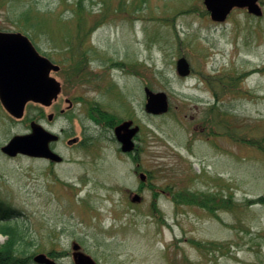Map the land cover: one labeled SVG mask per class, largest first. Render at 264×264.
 Returning a JSON list of instances; mask_svg holds the SVG:
<instances>
[{"label": "rangeland", "instance_id": "rangeland-1", "mask_svg": "<svg viewBox=\"0 0 264 264\" xmlns=\"http://www.w3.org/2000/svg\"><path fill=\"white\" fill-rule=\"evenodd\" d=\"M76 1L0 0V30L28 35L62 66L53 72L62 89L51 105L29 102L15 118L0 100L2 210H15L10 219L33 239L28 253L65 252L47 264H79L78 252L94 264H264V204L247 202L264 194V151L243 141L264 138V0L261 16L236 8L224 22L204 0H106L109 7L84 0L89 25L106 17L80 48L87 75L71 78ZM181 56L191 65L187 76L177 72ZM228 74L238 75L236 85H223L218 76ZM146 86L167 93L168 112L145 110ZM98 104L128 122L122 132L139 127L136 160L113 129L91 118ZM32 119L60 134L53 147L62 162L1 151L31 131ZM89 135L94 143L84 147ZM142 179L154 190L140 187ZM183 189L232 193L235 206L217 217L176 204Z\"/></svg>", "mask_w": 264, "mask_h": 264}, {"label": "water", "instance_id": "water-1", "mask_svg": "<svg viewBox=\"0 0 264 264\" xmlns=\"http://www.w3.org/2000/svg\"><path fill=\"white\" fill-rule=\"evenodd\" d=\"M211 18L224 21L235 7H245L250 13L262 15L260 0H204ZM60 65L49 57L40 54L30 38L20 31L0 30V99L6 109L15 117L20 118L25 113L26 104L33 100L46 106L51 105L61 91L60 81L53 76ZM177 71L188 75L190 63L185 56L177 60ZM146 111L154 114L167 112L169 99L165 91H153L145 87ZM128 128V122L116 127L117 137L123 142V149L133 148L132 137L137 128L122 132V127ZM59 139V135L45 128L41 123L33 121L31 131L14 135L1 150L11 156L18 153L45 157L61 161L63 157L52 149L51 142ZM77 248L78 245H75ZM79 264H94L89 262L83 252L77 253ZM35 260L49 263L44 254H37Z\"/></svg>", "mask_w": 264, "mask_h": 264}, {"label": "trees", "instance_id": "trees-1", "mask_svg": "<svg viewBox=\"0 0 264 264\" xmlns=\"http://www.w3.org/2000/svg\"><path fill=\"white\" fill-rule=\"evenodd\" d=\"M106 1V0H105ZM148 1V0H146ZM124 3V5H122ZM110 3L106 1V6L109 7ZM124 6V8H123ZM127 4L126 2H121L119 8L122 10H127L126 8ZM75 10L77 12V16H75V19L77 18L79 21L78 27L76 31L68 33V41H69V52L70 57H68L73 63L74 66L71 67L72 69L68 73V77L71 76H76V74H79L83 69H84V63L87 62L86 60V54L87 52H84V50L80 51V48L82 47V44L84 43V40L86 39V36L89 34V32H92L100 22H102L106 14L101 18H97L95 23L89 25V20L87 19V8L88 5L85 3L84 0H77L75 3ZM241 9V8H240ZM30 9L25 12L27 15V19L29 17L31 18ZM38 14H40V11L38 10ZM50 12V11H49ZM107 13V11H104V13ZM47 13V11L45 12ZM88 13V12H87ZM249 13V12H248ZM35 16V15H34ZM66 21L67 19H62ZM87 25V29L84 32L83 29ZM86 51V50H85ZM86 53V54H85ZM85 58H84V56ZM67 59V58H66ZM59 62V61H58ZM60 63H63L60 61ZM122 64V62H119ZM85 75L86 70H83ZM74 76V77H75ZM219 79L222 81L223 85L226 87L234 86L236 85V81L238 79V75H233V74H228L224 76H218ZM67 78V76H66ZM224 79V80H223ZM229 79L232 80L231 84H225V80ZM218 93H216L217 95ZM216 106V105H215ZM215 106L212 107V110L214 111ZM218 111H221L218 109ZM40 115L44 116L43 111H40ZM91 118L94 119L98 123H104V127L106 126L107 128L114 129L119 123L122 122V118L119 117L117 114L109 112L107 110H104L100 107V105H92L91 111H90ZM220 115V114H219ZM220 117V116H219ZM206 124L213 129L215 126L217 127V124L214 123L213 118L209 119L208 116L205 117ZM221 123L222 119L219 118L217 119ZM215 130V129H214ZM139 127H138V132L135 136V138H139ZM235 138V137H234ZM238 138V137H237ZM236 138V139H237ZM243 141L252 143L253 145L257 146L260 150L264 151V138L262 139H253V140H247L244 139ZM91 143H94V138L89 135V140L85 142L84 147L90 146ZM140 151V147L138 146V143H135L134 147L129 151V154L136 160L138 158V154ZM135 152V153H134ZM149 178L152 177L151 175L148 176ZM144 185H149L152 187L154 190V185L153 183L149 181H141V186L143 187ZM155 198L154 200L158 201V196L159 193L157 191H154ZM173 199L176 204H197L199 206H202L206 208L207 210L211 211L213 215L218 216L217 210L218 209H231L235 206L234 200H233V194L231 193L228 196L225 195H220L216 193H210V192H203L202 194L198 193L197 191L190 190V189H183L180 191H177L173 194ZM248 203L255 204V203H262L264 204V194L259 195L257 197H252L247 200ZM4 203V199L0 197V233H2L5 237V240L0 243V264H30L34 260V254H29L28 253V248L30 245H32L33 239L29 237L28 233L25 228L20 226L16 220L10 219L11 213L15 212V210L9 211V212H4L2 210V205ZM155 207V206H154ZM157 210H159L157 208ZM197 245H201L202 243L199 241L194 240L193 241ZM49 256L51 257H60L61 254L64 255L65 252H48Z\"/></svg>", "mask_w": 264, "mask_h": 264}, {"label": "flooded vegetation", "instance_id": "flooded-vegetation-1", "mask_svg": "<svg viewBox=\"0 0 264 264\" xmlns=\"http://www.w3.org/2000/svg\"><path fill=\"white\" fill-rule=\"evenodd\" d=\"M59 141V140H58ZM58 141H55V142H53L52 144H54V143H56V142H58Z\"/></svg>", "mask_w": 264, "mask_h": 264}, {"label": "bare ground", "instance_id": "bare-ground-1", "mask_svg": "<svg viewBox=\"0 0 264 264\" xmlns=\"http://www.w3.org/2000/svg\"><path fill=\"white\" fill-rule=\"evenodd\" d=\"M0 238H1V235H0Z\"/></svg>", "mask_w": 264, "mask_h": 264}]
</instances>
